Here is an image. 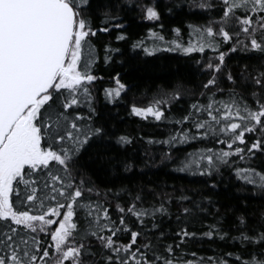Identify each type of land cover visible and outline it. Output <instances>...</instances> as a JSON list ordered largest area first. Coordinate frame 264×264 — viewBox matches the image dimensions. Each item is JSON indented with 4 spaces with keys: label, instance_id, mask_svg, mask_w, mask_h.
I'll list each match as a JSON object with an SVG mask.
<instances>
[{
    "label": "snow or ice",
    "instance_id": "obj_1",
    "mask_svg": "<svg viewBox=\"0 0 264 264\" xmlns=\"http://www.w3.org/2000/svg\"><path fill=\"white\" fill-rule=\"evenodd\" d=\"M221 3V16L189 25L194 39L187 46L173 40L174 47H166L186 54L206 49L218 53V62L209 57L204 64L208 79L199 93L177 85L164 94L169 100L133 103L130 112L182 126L166 140H149L168 145L164 158L169 161L176 145H206L185 153L177 171L212 180L214 189L212 178L228 170L254 196L264 197V170L254 164L258 153L264 155V0ZM140 7L145 19H160L155 3ZM189 7L210 12L216 5L201 0ZM94 13L108 26H95ZM115 19L102 0H0V264H264V214L255 227L242 214L243 230L236 236L223 231L219 218L197 233L189 226L207 223L203 218L216 203L212 197L175 188L171 193L139 188L124 196L113 189L101 192L78 168L87 147L110 139L95 123L93 86L103 80L95 74L98 62L109 64L120 49L104 44L101 56L94 40L108 33ZM229 27L239 31L230 32ZM174 31L180 34L181 29ZM148 36L151 46L138 40L132 48L153 55L168 44L154 29ZM127 39L123 31L116 36L118 41ZM229 41L234 43L228 51L220 50ZM237 52L255 57V62L228 69L226 56ZM114 80V88L104 89L105 98L113 102L130 87L121 82L120 73ZM225 82L231 86L222 87ZM186 97L191 103L179 118L167 117L164 105L171 110L172 101L180 105ZM132 142L129 135L116 137L122 146ZM124 167L127 171L133 165ZM126 197L130 202L123 203ZM173 217L178 228L174 233L165 227ZM170 235L178 241L168 242ZM198 237L238 243L247 251L213 256L192 252L193 259H186L189 254L181 245Z\"/></svg>",
    "mask_w": 264,
    "mask_h": 264
},
{
    "label": "trees",
    "instance_id": "obj_2",
    "mask_svg": "<svg viewBox=\"0 0 264 264\" xmlns=\"http://www.w3.org/2000/svg\"><path fill=\"white\" fill-rule=\"evenodd\" d=\"M102 2L111 6V11L117 19L111 21L113 27L109 32L99 33L94 42L100 47L101 56L104 44L111 43L113 48L120 49V53H113L114 59L109 64H104L102 60L98 62L95 74L103 76V80L97 81L93 86L97 111L95 123L107 130V137L110 139L106 142H94L80 154L77 165L80 171L90 178L101 192L113 189L121 196L129 191L136 192L139 188L145 190L156 188L158 192L169 193L175 188L199 190L200 194L212 197L216 203L211 209V214L203 218L207 223L201 222L189 226V230L193 232L207 231V224H214L219 218L223 231L228 232L230 236H236L243 230L239 227V217L242 214L247 218L249 227L258 226L261 215L264 214V197L254 196L253 189L245 188L235 176L231 175L230 171L224 170L222 176L212 178L216 183L213 189L212 180L176 170L179 160L183 159L185 153L206 145L193 141L186 145H176L173 151L174 160L169 161L164 158V153L169 151L168 145L149 143V140H166L174 128L182 126L176 125L171 119L156 121L151 116L144 119L130 112L133 103L138 106H147L154 98L164 97L166 101L169 100L170 95L164 94H170L177 85L199 93L200 86L208 79L204 64L208 62L209 57L213 59V62H218L216 59L218 53L206 49L204 53L186 54L182 51H168L166 47H174L171 44L173 40H179L181 44L187 46L190 38L194 39L191 37L189 25L204 24L210 19L221 16L224 7L221 0H211L216 7L210 12L189 7L190 4L198 5L201 0H102ZM152 3H155L161 13L158 21L145 19L146 13L140 7V5ZM177 4L180 7H175ZM169 8L173 9L172 13L167 11ZM93 22L97 27L108 26V22L103 21L101 16L95 13ZM116 24L124 27L115 28ZM161 25L163 28L160 27ZM177 27L181 29L180 34L174 31ZM149 29L162 33L168 41L167 46L161 45L162 50L153 55H148L141 49L132 48V43L138 40H144L147 46H151ZM228 30L239 31L236 27H229ZM121 31L127 33L129 39L116 40V36ZM233 43L229 41L222 44L220 50L227 52ZM255 59L244 52L228 53L226 63L228 69L237 71L239 66L255 62ZM198 61L200 63H197ZM116 73H120L121 82L130 87L113 102L105 98L104 89L115 87ZM221 86L227 88L231 85L225 82ZM189 103L191 99L188 97L181 101L180 105L172 101L171 110H168L165 104L166 116L178 119ZM121 134L131 136L133 142L123 146L117 144L116 137ZM251 139L254 140L255 135ZM126 163H131L133 167L126 171L124 167ZM254 164L264 170V155L258 153ZM187 194L191 195L192 192L188 191ZM122 202H130V197H126ZM204 206L207 207L206 204ZM19 210H28V208ZM165 227L172 228L173 233L177 231L175 218L168 221ZM40 238L45 239V234L41 233ZM174 240L178 241V237L174 235L168 237V242L171 243ZM181 248L189 254L185 256L186 259H193L190 255L192 252L200 256H213L228 252L246 254L247 251L238 243L199 237L196 240L189 239L186 244L181 245ZM229 264H236V261L230 260Z\"/></svg>",
    "mask_w": 264,
    "mask_h": 264
},
{
    "label": "rangeland",
    "instance_id": "obj_3",
    "mask_svg": "<svg viewBox=\"0 0 264 264\" xmlns=\"http://www.w3.org/2000/svg\"><path fill=\"white\" fill-rule=\"evenodd\" d=\"M146 13V12H145Z\"/></svg>",
    "mask_w": 264,
    "mask_h": 264
}]
</instances>
